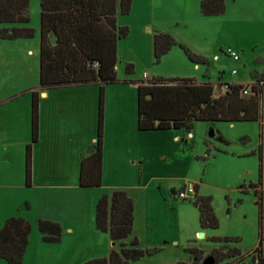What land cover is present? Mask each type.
Segmentation results:
<instances>
[{"label": "rangeland", "instance_id": "374dc122", "mask_svg": "<svg viewBox=\"0 0 264 264\" xmlns=\"http://www.w3.org/2000/svg\"><path fill=\"white\" fill-rule=\"evenodd\" d=\"M200 2L133 0L130 12L118 15V24L128 28V35L117 43L118 75L126 76L125 64L132 63L133 72L127 76L139 80L182 75L198 81L209 79L215 94L224 92L226 83H252L254 72H264V0H225L224 13L210 16L201 13ZM28 15L27 26L35 30L33 37H0V96L31 81L38 82L39 0H29ZM155 31L169 32L178 42L207 57L208 63L194 64L178 45L155 62ZM228 48L239 59L228 56ZM261 114L258 121H197L190 134L177 129L153 132L162 135L160 147L154 145L157 139L147 138V163L140 165L137 159L132 181L138 184L142 175L147 187L131 190L135 205L131 237L139 239L140 248L156 251L130 264L191 262L193 255L188 248L193 246L201 249L205 258L220 245L210 238L225 236L239 238L237 245L245 260H250L248 254L258 245L260 197L264 217V84ZM175 134L179 139L174 140ZM259 154L262 182L251 187L259 179ZM188 185H196L198 194L212 197L219 220L216 229L200 230L197 208L192 203L194 194L178 197ZM37 244L31 243L30 254L22 264H74L68 258L71 247L55 242ZM261 251L264 256V236ZM0 264L8 263L0 259Z\"/></svg>", "mask_w": 264, "mask_h": 264}, {"label": "trees", "instance_id": "16d2710c", "mask_svg": "<svg viewBox=\"0 0 264 264\" xmlns=\"http://www.w3.org/2000/svg\"><path fill=\"white\" fill-rule=\"evenodd\" d=\"M133 0H39V66L41 89L68 85H98L97 134L87 153L81 158L78 184L97 187L102 179V144L104 119V88L119 81L116 73L117 43L128 35V28L118 24L119 14H128ZM29 0H0V37L3 39L31 38L35 30L27 26ZM225 0H201L203 15H218L225 11ZM178 45L187 58L196 64L208 63V58L178 42L169 32L155 31L152 54L159 62L173 46ZM133 72V64H125V73ZM248 95H243L242 83H226L224 92L215 94V85L209 79L197 81L189 77H156L151 80H129L137 86V128L140 131L183 129L188 132L197 121L215 124L258 121L261 117V95L264 72H254ZM31 142L25 150V183H31L32 143L38 139L39 94L31 90ZM259 154V179L251 187H259L262 179ZM193 205L198 211L201 230L216 229L219 220L210 195L198 194L194 185ZM261 195V190L260 193ZM258 245L250 260L237 245L236 237H211L220 245L211 251L215 264H264L263 204L258 201ZM134 200L126 189H113L102 194L96 202L94 221L98 230L108 233L114 246L108 256L86 260L81 264H130L144 254L156 251L140 248L136 236L131 237L134 220ZM37 227L44 242H59L61 224L49 219H38ZM30 223L23 217L10 216L0 228V259L8 264H22L29 242ZM191 262L201 264L203 251L189 247Z\"/></svg>", "mask_w": 264, "mask_h": 264}, {"label": "crops", "instance_id": "0c3cea01", "mask_svg": "<svg viewBox=\"0 0 264 264\" xmlns=\"http://www.w3.org/2000/svg\"><path fill=\"white\" fill-rule=\"evenodd\" d=\"M115 68L119 81L104 88L102 179L97 187L78 184L81 158L97 134L96 83L41 89L38 80L0 96V228L10 216L30 223L24 258L29 256L33 241L44 242L38 219L61 224V238L56 243L72 248L68 258L74 264L108 256L114 244L108 233L95 226L97 200L113 189H126L132 196V189L147 187L142 175L138 184L132 182L135 164L138 159L140 165H146L147 138L157 139L154 145L160 147L162 135L153 132L165 130H138L137 86L129 80L139 78L119 76L117 63ZM27 89L39 94V131L32 143L30 185L25 183V150L31 142V90ZM179 130L190 134L192 129ZM173 138L177 140L179 135Z\"/></svg>", "mask_w": 264, "mask_h": 264}, {"label": "built area", "instance_id": "2783aa9c", "mask_svg": "<svg viewBox=\"0 0 264 264\" xmlns=\"http://www.w3.org/2000/svg\"><path fill=\"white\" fill-rule=\"evenodd\" d=\"M226 54L228 56H230L231 58H233V60L239 59V55L235 51H233L232 49H230V48H228L226 50ZM233 73H236V70H233ZM143 76L146 77V74L144 73ZM243 85H244V88L242 90V93H243V95H248V93H249L248 86H247V84H243ZM189 193L190 194H194L195 193V190H194V186L193 185H188L187 187H185L184 189H182L181 191H179L178 192V197H180V198H187V195Z\"/></svg>", "mask_w": 264, "mask_h": 264}, {"label": "water", "instance_id": "95a60500", "mask_svg": "<svg viewBox=\"0 0 264 264\" xmlns=\"http://www.w3.org/2000/svg\"><path fill=\"white\" fill-rule=\"evenodd\" d=\"M203 236V233L200 232L199 233V237H202ZM201 264H215V259L214 257L210 254L208 256H206L205 258H203Z\"/></svg>", "mask_w": 264, "mask_h": 264}]
</instances>
